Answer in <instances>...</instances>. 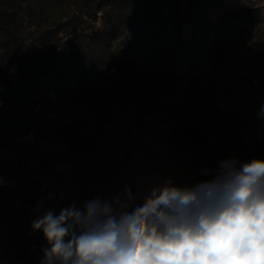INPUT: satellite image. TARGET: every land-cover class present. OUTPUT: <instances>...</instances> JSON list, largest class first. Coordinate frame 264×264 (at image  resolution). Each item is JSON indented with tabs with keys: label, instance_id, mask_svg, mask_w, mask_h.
Here are the masks:
<instances>
[{
	"label": "rangeland",
	"instance_id": "rangeland-1",
	"mask_svg": "<svg viewBox=\"0 0 264 264\" xmlns=\"http://www.w3.org/2000/svg\"><path fill=\"white\" fill-rule=\"evenodd\" d=\"M157 25V38L120 43L128 87L94 111L60 107L0 148V264H41L49 245L32 223L49 210L126 188L135 207L169 179L191 187L221 161L264 160V0H166Z\"/></svg>",
	"mask_w": 264,
	"mask_h": 264
},
{
	"label": "clouds",
	"instance_id": "clouds-1",
	"mask_svg": "<svg viewBox=\"0 0 264 264\" xmlns=\"http://www.w3.org/2000/svg\"><path fill=\"white\" fill-rule=\"evenodd\" d=\"M123 195L33 221L49 245L41 264H264V160L221 161L191 187L169 179L135 207Z\"/></svg>",
	"mask_w": 264,
	"mask_h": 264
},
{
	"label": "trees",
	"instance_id": "trees-1",
	"mask_svg": "<svg viewBox=\"0 0 264 264\" xmlns=\"http://www.w3.org/2000/svg\"><path fill=\"white\" fill-rule=\"evenodd\" d=\"M165 1L0 0V148L60 107L94 111L111 86L128 87L131 53L120 43L157 38Z\"/></svg>",
	"mask_w": 264,
	"mask_h": 264
}]
</instances>
